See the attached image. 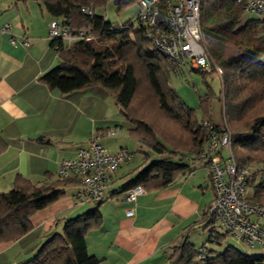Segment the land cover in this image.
Returning <instances> with one entry per match:
<instances>
[{
  "label": "trees",
  "instance_id": "1",
  "mask_svg": "<svg viewBox=\"0 0 264 264\" xmlns=\"http://www.w3.org/2000/svg\"><path fill=\"white\" fill-rule=\"evenodd\" d=\"M34 1L52 20L61 25L68 23L73 35L85 33V38L70 43L49 40L58 61L38 81L60 95L93 87L105 90L122 117L133 125L129 134L147 150L143 152L144 159L157 157L124 186L126 191L134 185L147 192L161 190L189 173V150L199 152L205 143L200 122L210 119L211 104L216 97L212 91L199 97L197 109L188 107L169 86L171 73L181 65L155 50L140 27L133 31L130 24L114 26L95 14L111 0ZM112 1L120 10L131 2L137 4L138 0ZM86 7L92 9L90 15L83 13ZM244 15L243 7L234 0H201L203 45L211 64L221 71L220 77L215 74L220 81L218 102L230 128L234 160L240 166L263 165L264 26L256 19H244ZM105 40L110 43L102 46ZM6 147L0 138V153ZM263 173L264 168H259L250 177L253 190L246 196L253 203L264 202V179L255 184ZM73 180L56 179L37 186L16 175L12 189L0 192V244L17 241L29 233L31 216L61 199L65 195L63 189L77 183ZM100 203H94L93 208L74 218L60 220L61 229L48 234L32 256L17 264H100L88 253L86 245L87 234L101 225ZM223 239L224 235L219 234L218 244ZM201 254L203 260L198 261ZM167 261L168 264H262L264 256H249L232 246L216 254L197 249L183 237L170 248Z\"/></svg>",
  "mask_w": 264,
  "mask_h": 264
},
{
  "label": "crops",
  "instance_id": "2",
  "mask_svg": "<svg viewBox=\"0 0 264 264\" xmlns=\"http://www.w3.org/2000/svg\"><path fill=\"white\" fill-rule=\"evenodd\" d=\"M32 1L36 9L29 8V0H0V138L7 144L0 153L1 191L12 189L16 175L37 186L59 179L58 164L73 158L88 143L80 144L79 125L83 118L91 119L89 127L93 130L96 126L92 125L98 122L94 117L101 109L97 96L103 95L102 89L88 88L60 95L38 81L58 59L48 35L52 18ZM36 14L40 16L38 21ZM24 42L29 46L25 47ZM103 123L120 122L105 118ZM113 127H120L122 132V127L114 124L96 128L90 136ZM134 143L138 149H145L136 140ZM121 149L129 151L123 138L119 139L117 151ZM148 161L143 158L140 165L122 174L119 167L111 176L105 198L98 207L101 225L86 236L87 251L100 264H168L172 246L183 237L194 245L191 240L195 233L207 228L201 217L213 199V190L208 168L202 163L194 162L189 173L167 188L145 191L134 203L123 202L126 188L116 186V180L129 173L130 179L133 178ZM78 188V183L67 185L61 199L31 216L29 233L17 241L0 244V257L6 260L5 264L28 259L48 234L58 231L60 220L91 209L81 210L92 204L80 205L75 201ZM129 209L132 215L126 216ZM38 229L41 232L33 241L39 242L33 247L27 244L21 247L22 241ZM199 238L197 235L196 239Z\"/></svg>",
  "mask_w": 264,
  "mask_h": 264
},
{
  "label": "built area",
  "instance_id": "3",
  "mask_svg": "<svg viewBox=\"0 0 264 264\" xmlns=\"http://www.w3.org/2000/svg\"><path fill=\"white\" fill-rule=\"evenodd\" d=\"M234 3L241 5L245 13H253L264 26V0H234ZM137 7L136 20L144 37L162 56L181 66L188 65L205 74L214 73L220 77V69L211 64L203 45L201 0H138ZM82 11L87 15L92 13L89 7ZM48 35L49 40L61 39L68 43L85 38L84 32L73 35L68 23L61 25L56 20H51ZM10 42L14 43V40ZM23 45L29 46L27 42ZM201 126L206 135L205 143L199 155L191 157L189 163L191 166L194 162L202 163L209 171L213 201L204 211L202 223L211 228L214 237L219 234L228 236L249 248L257 246L264 250V205L247 199L251 177L249 169L234 161L231 135L227 129L210 123ZM119 134V127L102 130L93 135L85 147L79 148L73 158L58 164L59 179H74L79 184L74 195L78 204L103 201L112 174L121 165L132 161L133 153L123 149L110 153L100 143L104 138ZM144 193L141 186L134 185L125 192L123 202L134 203ZM131 215V209L127 210L126 216Z\"/></svg>",
  "mask_w": 264,
  "mask_h": 264
},
{
  "label": "rangeland",
  "instance_id": "4",
  "mask_svg": "<svg viewBox=\"0 0 264 264\" xmlns=\"http://www.w3.org/2000/svg\"><path fill=\"white\" fill-rule=\"evenodd\" d=\"M36 3L33 2L32 0H29V8L32 9H36ZM137 4L135 2H131L128 5L123 6L120 10L117 9V7L114 5L113 1H109L105 7H102L100 9H97L95 11L96 15H101L105 18V20L109 23H111L114 26H123L125 24H130L132 27L133 31H136L139 29V25L137 23L136 20V14H137ZM39 15V14H38ZM36 14L37 20H39L40 16H38ZM249 18V19H255V15L253 13H245L244 15V19ZM104 43H100L102 46L103 45H107L110 43V40H105L103 41ZM96 44H98L97 40H96ZM262 60L264 61V56L262 57ZM169 86L170 88L174 89L175 92L178 94V96L180 97V99L190 108H194L197 109L198 108V102H199V97H205L209 94L210 90L212 91V93L214 94L215 99L213 100L212 104H211V112H210V119H203L200 122V125L203 123H218V124H214L216 126H221L224 127L225 129H227V131L230 132V128L228 126V124L226 123V120L224 118V111L223 108L221 107L222 104H220V102H218V97L220 94V81L218 79V77L214 74H200L198 72H195L193 70H191V68L188 65H183V66H178L175 70V72L171 73L170 77H169ZM92 89H101L99 87H93ZM103 90V89H102ZM103 95L100 96L98 95L97 97L100 99V114H97L94 118H98L96 120H98V122H96L95 125L92 126H96L92 127L93 130H91V127H89V125H91L92 121L90 118L84 119L82 120V123L79 125V131H80V136H82L81 139V143L83 144L86 143L88 141V139L91 137V133H93L95 131L96 128L99 127H107V126H113L114 124L121 126L122 127V132L121 134L115 136V137H111V138H104L102 141H100V143L102 145L105 146V148L107 149L108 152L110 153H115L118 149H119V139L123 138L124 141L127 143L128 145V152L133 153L134 154V160L130 161L132 162L129 165H123L120 166L119 169V174H122L124 172H126L127 170H131L134 167L138 166L141 164V159L143 160L144 156H143V152H147L146 149H138L135 145V140L133 137L130 136L129 134V130L130 128H132V124L128 121H126L122 115L119 113V110L117 108V106L115 105L114 99L112 98V96H110V94H108L105 90L102 91ZM100 96V97H99ZM198 111V110H197ZM199 112V111H198ZM107 119L108 121L110 120H114V122H120V123H103V119ZM155 118V117H153ZM200 119V118H199ZM157 121V119L155 120ZM168 127V126H167ZM169 129V127H168ZM232 142H231V155L234 159L235 157V153L234 150L232 148ZM84 146V144L82 145ZM204 146V145H203ZM202 146V148H203ZM144 148V147H143ZM201 148V149H202ZM188 156L195 158L196 156L199 155V152H196V149H191L188 152ZM225 156L227 157V153L224 152ZM151 156V154H149ZM143 156V157H142ZM155 158V157H154ZM235 161V160H234ZM151 162H153V158L149 159V162L146 163L150 164ZM238 165V164H237ZM242 166V165H241ZM243 166H245L246 168L249 169L250 174H253V171L259 169V168H264V164L263 165H255L253 163H248V164H244ZM199 171V170H198ZM199 173V172H198ZM131 173L127 174L124 177L116 180V186L118 187H122V186H126L131 179ZM263 178L264 179V173L262 174V177L257 178L256 182H259L260 179ZM251 180V178L249 179V181ZM132 181V180H131ZM252 183L250 181V183L248 184L247 187V191H246V195L250 196L252 194ZM10 189H5V190H0V192L4 193L9 191ZM213 201V199H212ZM211 201V202H212ZM258 204H262L264 205V202H260ZM94 205H88L85 207H82L81 210H87L88 208H93ZM75 217V216H74ZM62 224H60V226L58 227V231L61 229ZM206 226V225H205ZM41 232V229L35 230L33 234L27 236L22 243L20 244L21 247L23 246H35V244H37L39 242V240L33 241V239L38 236ZM210 233H212L213 237H210ZM220 233V232H218ZM200 236L199 239H196L197 235ZM216 235V234H215ZM212 238V240H211ZM218 239H219V235H216V237H214V232L211 230L210 227H207L205 231L203 232H197L195 233L193 239L191 240L192 243H194L195 247L197 249L201 248L202 245H204V249L207 250H211L213 252H215L216 254H220L222 253L227 246H232L233 248H235L236 250L252 256V255H262L264 256V250L258 248L257 246L253 247V248H249L245 245H243L242 243H237L233 238L228 237V236H224V239L220 242V244H218ZM36 242V243H35ZM27 244V245H26ZM36 249H34L33 251L35 252ZM29 253L26 254V256H28ZM16 255V254H15ZM202 257V258H201ZM21 258V257H20ZM198 261H202L203 260V255H199L198 257ZM6 260L3 261V259H1L0 257V264H5ZM264 264V262L262 263Z\"/></svg>",
  "mask_w": 264,
  "mask_h": 264
}]
</instances>
